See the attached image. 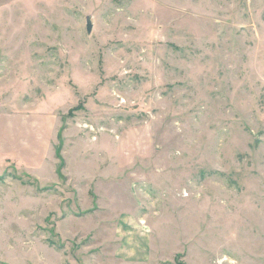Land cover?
Listing matches in <instances>:
<instances>
[{
	"label": "rangeland",
	"instance_id": "1",
	"mask_svg": "<svg viewBox=\"0 0 264 264\" xmlns=\"http://www.w3.org/2000/svg\"><path fill=\"white\" fill-rule=\"evenodd\" d=\"M0 264H264V0H0Z\"/></svg>",
	"mask_w": 264,
	"mask_h": 264
},
{
	"label": "water",
	"instance_id": "2",
	"mask_svg": "<svg viewBox=\"0 0 264 264\" xmlns=\"http://www.w3.org/2000/svg\"><path fill=\"white\" fill-rule=\"evenodd\" d=\"M88 31L91 32L92 31V28H93V25H92V22H91V18H88Z\"/></svg>",
	"mask_w": 264,
	"mask_h": 264
}]
</instances>
